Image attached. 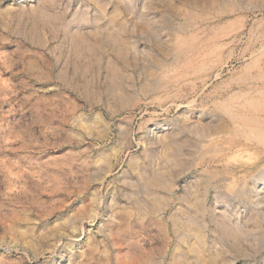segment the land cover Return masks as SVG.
Instances as JSON below:
<instances>
[{
	"label": "rangeland",
	"instance_id": "374dc122",
	"mask_svg": "<svg viewBox=\"0 0 264 264\" xmlns=\"http://www.w3.org/2000/svg\"><path fill=\"white\" fill-rule=\"evenodd\" d=\"M197 1L0 0V264H264V0Z\"/></svg>",
	"mask_w": 264,
	"mask_h": 264
},
{
	"label": "bare ground",
	"instance_id": "6f19581e",
	"mask_svg": "<svg viewBox=\"0 0 264 264\" xmlns=\"http://www.w3.org/2000/svg\"><path fill=\"white\" fill-rule=\"evenodd\" d=\"M199 1V0H198ZM197 1V2H198ZM221 1V0H220ZM225 2H229V0H224ZM195 3V2H194ZM211 2L209 0H207L205 2V7L203 8V10H208L210 6H208ZM185 5V4H184ZM191 5V4H190ZM197 5V4H196ZM200 6V5H199ZM202 10V9H201ZM202 12V11H201ZM210 11H208L209 13ZM207 13V12H206ZM205 13V14H206ZM171 14V13H170ZM204 14V12H203ZM239 14V9L237 7H232L231 9H228V8H224L222 5L219 6L218 10L216 13H214L213 15H206L204 20L205 22H213L215 19L216 20H220V19H224V18H231V17H234L236 15ZM193 15V13L191 14ZM201 15V14H200ZM197 17L201 18V16L199 15H196V16H193L192 18H196ZM190 18V17H189ZM188 18V19H189ZM165 20V19H164ZM192 20V19H191ZM195 20V19H194ZM187 21V20H186ZM191 22V21H190ZM188 23V22H187ZM190 25V24H189ZM188 25V26H189ZM118 26V25H117ZM232 26V24L230 23H227V25L222 28V30L219 29V31H217L215 33L214 31V34L212 33V36H216V37H219V38H223L227 31L230 30V27ZM178 28V27H177ZM188 29V28H187ZM183 30V29H181ZM192 32V31H191ZM211 32V31H210ZM222 35V37H220ZM213 39V38H212ZM216 39V38H215ZM180 40V39H179ZM123 42V41H122ZM112 43V42H111ZM115 43V41H114ZM181 44V43H180ZM123 45V44H122ZM126 46H128L127 43H125ZM183 47V45L181 46ZM177 49V48H176ZM175 49V50H176ZM126 50V48H125ZM178 50V49H177ZM190 50V49H189ZM128 52V50H126ZM160 51V50H159ZM180 51V49L178 50ZM180 53V52H179ZM175 54V58H179V55L177 53H174ZM177 54V56H176ZM182 54V53H181ZM88 55V53H87ZM173 55V54H172ZM85 56V55H84ZM87 57V56H86ZM116 57H117V54H116ZM174 57V56H173ZM88 58V57H87ZM121 63H125L127 61V54L126 52H122L120 54H118V57H117ZM83 59V58H82ZM183 59V58H182ZM176 60V59H175ZM209 60V59H208ZM177 61H180V60H177ZM153 62H155L153 60ZM161 62V61H160ZM159 62V63H160ZM190 62V61H189ZM128 63V62H127ZM175 63V62H174ZM187 63V64H185ZM173 64V63H172ZM153 65V63H152ZM155 65V64H154ZM158 65V64H157ZM163 65V64H162ZM159 65L160 66V69L162 71H165L164 74H162L161 76L162 77H166L170 72H173L174 73V76L175 77V73H183L182 72V68L185 67L186 65H188V62L185 58V60L183 61H180L179 63H177L175 66H173L172 68H169V66L167 67V65ZM143 68V67H142ZM168 68V69H167ZM159 69V70H160ZM186 69V68H185ZM184 69V70H185ZM147 71V70H146ZM186 72V71H184ZM181 73H179L181 75ZM171 74V73H170ZM177 74V76L179 75ZM187 73H184V75H186ZM147 75V74H146ZM157 75V74H156ZM183 75V76H184ZM149 76V75H148ZM147 76V77H148ZM176 76V77H177ZM119 77V76H118ZM131 77V75H130ZM150 77V76H149ZM160 77V76H159ZM126 78V77H125ZM130 79V78H129ZM150 79V78H149ZM163 79V78H162ZM132 80V79H131ZM130 81V80H129ZM143 81V80H142ZM133 82V81H132ZM160 82V81H159ZM143 83V82H142ZM131 84V83H129ZM154 84V83H153ZM254 85V84H253ZM144 86V85H143ZM129 87V86H128ZM126 88V87H125ZM145 88H147L145 86ZM245 88V87H244ZM131 89V88H130ZM148 89V88H147ZM253 89V88H252ZM129 90V89H128ZM251 90L247 89V90H240V92H234L232 93L228 98L226 99H223L222 102H219L218 103V107H219V110H221V117L224 118V120H226V126H225V129L223 128L222 130L223 131H220V132H215V134L211 133L209 134L208 138L209 139V143L211 142V144H207L208 145H215L217 144L218 142V138H219V141L222 137H220L218 134L219 133H225V134H228L232 137L233 139V142H229L228 143V148H232L233 146L235 145H239L238 142L236 141V139H241V138H244L245 139H249L251 137L255 138L256 140H258L259 142H262L264 140V124L263 123V120H264V92L263 93H260L259 94V97L257 98V96H255L254 94H252V92H249ZM133 92V91H132ZM122 93V92H121ZM127 95V94H126ZM261 99V100H259ZM225 124V123H224ZM219 128V127H218ZM221 134V135H222ZM226 136V135H225ZM224 137V136H223ZM204 141H206V139H202L200 142L197 141L195 139V141L193 142V147L194 149H202L204 147ZM222 141V139H221ZM206 143V142H205ZM226 143V142H225ZM204 144V145H203ZM190 146V145H189ZM206 146V147H207ZM221 147H223V145H221ZM188 149V148H187ZM210 149V148H209ZM213 149V148H212ZM218 149H221V148H218ZM225 149V148H224ZM229 150V149H228ZM192 151V150H191ZM204 152V151H203ZM192 154V153H191ZM202 154V153H201ZM216 160V159H215Z\"/></svg>",
	"mask_w": 264,
	"mask_h": 264
}]
</instances>
